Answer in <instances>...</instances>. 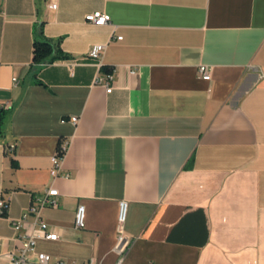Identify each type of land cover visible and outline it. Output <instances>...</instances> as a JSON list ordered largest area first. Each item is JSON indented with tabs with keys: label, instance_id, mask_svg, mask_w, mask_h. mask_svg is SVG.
I'll return each instance as SVG.
<instances>
[{
	"label": "crops",
	"instance_id": "crops-1",
	"mask_svg": "<svg viewBox=\"0 0 264 264\" xmlns=\"http://www.w3.org/2000/svg\"><path fill=\"white\" fill-rule=\"evenodd\" d=\"M95 10L111 21H88ZM42 33L69 57L32 66ZM0 107V264L25 233H39L26 264H117L121 200L125 263L264 264V0H0ZM49 188L58 238L32 214L17 230Z\"/></svg>",
	"mask_w": 264,
	"mask_h": 264
},
{
	"label": "built area",
	"instance_id": "built-area-1",
	"mask_svg": "<svg viewBox=\"0 0 264 264\" xmlns=\"http://www.w3.org/2000/svg\"><path fill=\"white\" fill-rule=\"evenodd\" d=\"M51 8H57V3L50 4ZM86 19L91 23L101 26L109 23L111 21V16L109 13L103 10H95L86 14ZM119 39L122 37L119 36ZM106 45L102 43H97L91 47L89 50L88 56L93 59H101L102 54L104 52ZM199 73L201 76L209 80L211 79V69L207 64H201L199 66ZM114 79V75L111 72L107 73L103 76L97 77V82L105 84L107 92H111L113 89L112 81ZM14 82H17V78H13ZM1 110V107H0ZM71 120L74 123L78 122V117L73 116ZM65 121V119H63ZM13 148V146H12ZM68 149V141H63L57 151L51 157L52 167H51V175L57 176L61 173L63 168V160L66 155ZM59 194L57 188H49L47 189L43 195L38 197L37 202L32 203L29 208V213H25L22 217L16 221H14V226L17 230H20L23 226V222L27 220L29 214H32L34 217L35 223L40 226V235L48 239H57L59 234L56 231H50L48 229V223L42 218L41 210L46 206H57L58 202L56 200V196ZM7 209V202L5 200H0V212L5 213ZM127 211H128V202L127 200H121L119 202V214H118V225L119 230L116 237V242L114 245V250L117 253L119 259L117 264H129L125 263L126 254L129 251V248L132 244L133 238L128 236L125 232V222L127 219ZM75 226L79 229H82L86 226V208L84 204H79L76 209L75 214ZM38 234H20L21 245L15 251H12L9 255L11 259V264H26L28 261L29 254L35 251L36 248V238ZM37 260L39 264H78L75 261H66L64 259H56L53 260L52 256L45 252H37ZM89 264H95L91 262ZM146 264H153L152 262H148Z\"/></svg>",
	"mask_w": 264,
	"mask_h": 264
},
{
	"label": "trees",
	"instance_id": "trees-1",
	"mask_svg": "<svg viewBox=\"0 0 264 264\" xmlns=\"http://www.w3.org/2000/svg\"><path fill=\"white\" fill-rule=\"evenodd\" d=\"M41 38H35L32 50V66L51 63L56 59L68 58L69 55L61 48L60 39L46 37L43 33Z\"/></svg>",
	"mask_w": 264,
	"mask_h": 264
}]
</instances>
